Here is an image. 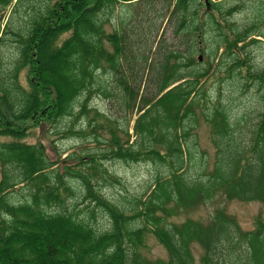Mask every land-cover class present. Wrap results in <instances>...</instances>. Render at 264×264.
Masks as SVG:
<instances>
[{"label": "trees", "instance_id": "1", "mask_svg": "<svg viewBox=\"0 0 264 264\" xmlns=\"http://www.w3.org/2000/svg\"><path fill=\"white\" fill-rule=\"evenodd\" d=\"M8 33L16 56L0 57V264H264L262 217L251 230L221 207L207 222L181 221L219 195L264 206V70L250 51L264 45V0H0V45ZM207 82L254 89L260 105L233 116ZM200 119L211 169L196 162ZM63 120L70 126L56 129ZM44 126L52 143L100 148L53 160L31 141ZM112 162L150 166L153 178L141 195L110 199L102 184L122 185ZM97 211L108 227L94 225ZM149 236L166 260L145 256Z\"/></svg>", "mask_w": 264, "mask_h": 264}, {"label": "rangeland", "instance_id": "2", "mask_svg": "<svg viewBox=\"0 0 264 264\" xmlns=\"http://www.w3.org/2000/svg\"><path fill=\"white\" fill-rule=\"evenodd\" d=\"M27 10H23L22 13L19 14V18L17 19L15 14L13 16L12 22L15 26H20L26 18ZM126 9L123 6H119L117 8V12L113 17L114 26H117V22L120 18L125 17ZM12 9L9 8L7 14L5 15V19L2 22V29H5L6 21L11 16ZM23 19V20H22ZM16 21V22H15ZM118 27V26H117ZM111 30V28H109ZM170 32L165 34V37H169ZM4 42L0 45V57L4 60L10 61V59L16 56V47L12 40L10 39L9 33L3 36ZM253 59V66L255 69L264 70V45L259 44L256 47L250 48ZM206 61V58H205ZM203 62V60H202ZM22 83H24V77L21 78ZM206 88L209 90V94L213 97H217L218 91H221V100L225 105H228L231 108L233 116H241L244 112H250L259 107V98L255 94V90L252 89L249 92H244L236 83L234 82H226L221 86L217 84L212 85V82L205 83ZM93 104L100 109L106 108V102L104 100L94 101ZM135 119V118H134ZM71 120H63L56 128L58 130L63 129V127L70 126ZM84 125V124H83ZM134 122H131V134H133L132 127ZM49 126L38 127L31 138L32 142L41 141L46 147L49 155L53 160L59 158V156L64 159L68 155L77 154L79 155L81 152L88 150L98 151L100 146H96L93 143L90 144H82L80 141L70 138V139H61L58 138L54 143L51 142L53 140L48 135ZM208 125L202 120H199L197 128L193 131L194 137L197 139V145L199 149V155L196 156V162L202 165L205 161L209 163V169L212 168L214 161V153L215 150L211 145L210 141V132ZM104 135L103 133H100ZM110 171H112L121 181L122 185H112L109 183H103L102 186H105L103 193L110 199L117 200L122 193H128L129 195H141L146 187L149 185L151 179L153 178L154 171L153 168L144 164H124L112 162L108 165ZM12 197L16 201H22L26 199V192L18 193L16 191ZM112 200V201H113ZM81 200L78 201L80 203ZM82 202V201H81ZM85 204L80 205V208L85 209ZM219 207L226 210V212L232 216H234L238 223L245 230H251L254 228V223L256 218L262 217L264 219V206L260 203H241L237 201H228L227 199L221 197L220 195L216 198V200L207 205L196 208L195 210H191L185 215L181 221H184L186 218H192L195 220H200L202 222H207L210 215L214 212V210ZM81 209V210H82ZM83 209V210H84ZM94 221V225L101 229V227H108V220L100 212L97 211L96 217ZM195 258L197 261L200 259L202 255V251L199 247H195L193 249ZM146 257L152 260L156 259H167V253L165 249L156 241L153 236H149L148 238V248L144 251Z\"/></svg>", "mask_w": 264, "mask_h": 264}, {"label": "water", "instance_id": "3", "mask_svg": "<svg viewBox=\"0 0 264 264\" xmlns=\"http://www.w3.org/2000/svg\"><path fill=\"white\" fill-rule=\"evenodd\" d=\"M200 61L202 60V58L200 57V59H199Z\"/></svg>", "mask_w": 264, "mask_h": 264}]
</instances>
